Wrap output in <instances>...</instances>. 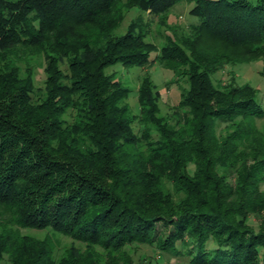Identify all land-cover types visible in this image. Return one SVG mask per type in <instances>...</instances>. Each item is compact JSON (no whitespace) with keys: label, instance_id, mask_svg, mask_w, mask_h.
<instances>
[{"label":"trees","instance_id":"1","mask_svg":"<svg viewBox=\"0 0 264 264\" xmlns=\"http://www.w3.org/2000/svg\"><path fill=\"white\" fill-rule=\"evenodd\" d=\"M118 1L0 0V52L41 46L50 32L63 44L70 23L96 25L100 38L56 50L39 103L29 78L0 68V264H133L126 247L154 243L171 255L188 244L187 264H264V129L254 124L264 108L251 85L212 80L226 65L264 60V0H135L153 15L186 1L199 20L158 55L187 84L169 120L148 75L133 116L123 103L130 90L104 72L148 65L154 50L136 24L116 37L118 25L101 23ZM78 105L83 122L65 128L60 117ZM23 229L87 249L56 259L49 235Z\"/></svg>","mask_w":264,"mask_h":264},{"label":"rangeland","instance_id":"2","mask_svg":"<svg viewBox=\"0 0 264 264\" xmlns=\"http://www.w3.org/2000/svg\"><path fill=\"white\" fill-rule=\"evenodd\" d=\"M192 5V3L180 1L167 13L153 15L149 12L141 11L137 7L135 0H119L111 10L99 17L101 23L107 24V27L113 24L118 25L113 30V36L116 37L125 34L131 23L136 24L144 34L146 42H149L154 47V50L150 53L151 62L148 65L127 67L121 63H115L104 69L106 74L111 75L114 80L119 81L130 90L129 96L123 101L129 106L130 115H141L137 103V90L142 77L148 75L160 92L158 101L159 116L168 120L174 118L173 107L180 100L181 90L187 89V84L183 77L174 75L171 70L160 63L158 55H160L161 47L167 43L181 41V39L192 35V25L199 22L197 17L188 13ZM33 23L34 26L37 25V22L34 21ZM139 30L137 29L135 32L137 33ZM66 31L67 35L63 44H58L55 41L54 32H50L47 35L46 42L41 46H17L12 50L0 52V68L5 66L16 68L19 78L30 79L32 89L29 96L33 103H39L46 98L47 64L49 58H57L58 53H56V50L61 52L62 47L67 45L74 46L81 40L96 41L100 39L99 28L92 24L77 25L70 23L66 25ZM99 47L103 49L104 46L100 43ZM67 55L72 56L69 52H67ZM66 60L67 58L57 63L61 73L65 74L64 76L68 73ZM231 78L238 86H242L245 83L251 85L257 92L256 100L264 108V60L254 59L226 65L222 70L216 72L212 80L214 83L220 81L224 84L229 82ZM68 82L67 79L60 81L61 84H68ZM82 116L81 106L78 105L77 107L71 106L67 108L60 118L65 128H72L74 125L83 122ZM254 124L256 127L264 129V118L255 119ZM132 127L135 132L138 131L136 119L133 121ZM153 136L155 139L157 135L153 133ZM261 188L264 190V184H262ZM249 223L256 228L259 222L255 216L251 215ZM156 226L162 236L167 233V230L160 223ZM21 232L37 239H42L49 235L56 259L66 256L67 252H70L72 248H77L81 253L87 249L86 244L80 241L48 230L23 229ZM211 246V243L206 245L208 249H211ZM177 248L179 249L178 255L163 252L157 247V243L126 247V252L128 256L133 258V264H187L186 251L189 245L185 243L184 246H181L178 243Z\"/></svg>","mask_w":264,"mask_h":264}]
</instances>
